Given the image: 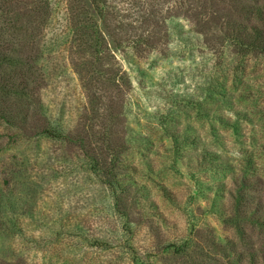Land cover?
<instances>
[{"label": "rangeland", "instance_id": "obj_1", "mask_svg": "<svg viewBox=\"0 0 264 264\" xmlns=\"http://www.w3.org/2000/svg\"><path fill=\"white\" fill-rule=\"evenodd\" d=\"M86 1L92 2L88 6L85 2V5L96 11L95 2ZM157 1L160 0H107L104 11H109L107 22L114 24L116 33L121 35L123 41L130 42L135 38L134 31L141 23V16L159 9ZM166 1L161 10L162 14L167 15L166 22L171 25L178 22L183 26L181 33L199 37L202 46L191 57L188 50L182 52L185 54L183 57L171 56L167 50L168 55L158 59L155 57L156 63L152 67L148 63H141L143 82L138 83L134 74H130L132 100L137 104L131 105L128 116H120L115 123L106 105L83 104L82 81L77 80L80 86L76 87L68 81L65 73L51 72L52 61L59 64L65 59L64 13L55 14L52 24L47 19L40 32L36 31L33 54L36 55L39 47L43 46L44 55L30 72L38 77V93L46 104L47 112L54 116L62 107L64 111L60 110L59 123L65 125L69 121L75 132L90 134L86 141H90L95 147L94 151L106 161L113 150L128 145L127 120L130 123L138 121L132 127L149 136L153 143L148 153L150 164H140L141 159L134 158L139 165V172L135 175L137 188H143L145 194L141 195L146 199H142L138 190L133 192V197L125 195V201H132L122 205L118 212L99 176L89 172L84 162L73 174L68 173L65 157H59L65 153V144L44 138L46 136L41 132L40 122L27 126L20 134L13 118L8 120L14 123V126H10L1 115L3 113L9 117L10 114L4 112L10 111L11 105H2L0 189L6 190L4 196L23 202L14 214L21 232L4 228L1 221H6L9 215L0 213V264H132L124 242L128 235L122 229L126 215L130 227H133L130 242L150 264H230L234 259L231 260L228 255L232 253L234 256L237 250H231L229 244L244 249L246 244L247 247L259 246V230L252 221L253 214L248 211L257 204V198L253 197L239 214L234 215L237 213L233 207L237 172L212 174L196 171L194 179L181 160L174 168L170 163L171 142L160 131L157 122L160 116H165L173 128H187L185 133L194 135L199 146L216 151L231 163L238 159L237 153L241 149H254L259 157L264 145V101L258 91L264 90V68L256 73L250 69L247 77L238 76L236 81L230 74L224 80L219 70L210 69L223 47L225 34L221 29L227 20L224 11L233 8L231 0H189L190 6L185 4V0L184 6L178 0ZM147 2L155 4L153 10ZM77 3L81 4L80 0ZM256 5L262 7L261 13L264 15V0H258ZM251 19L256 21L254 17ZM262 19L259 21L264 27L263 16ZM105 27L103 33L113 43V30L107 25ZM227 33L230 36L234 32L230 28ZM53 35L62 36L55 45H51ZM119 64L123 66L120 60ZM11 73L10 78H18L17 75L14 77L16 71ZM215 80L218 83L226 82L224 97L219 94L220 90L216 94L207 90V83ZM192 94L196 106L180 104L182 97ZM3 106H6L5 111ZM96 110L98 114L95 117ZM213 113L223 117V122L214 119ZM89 114L94 115L91 116L95 118L94 121ZM34 118L39 120V117ZM88 141L86 147L90 148L92 146H88ZM74 149L83 158L80 148ZM69 153L74 155L73 150ZM76 158L69 157L71 160ZM9 161H18L17 166L5 165ZM259 161L264 169V164ZM7 168H12V171ZM7 171L12 173L8 188L4 186ZM160 184L176 198L175 204L162 197ZM253 187L252 195L261 194L258 190L261 186ZM188 202L192 203L188 205L189 216L183 210ZM24 203L28 211H25L27 206L22 208ZM216 206L227 212L215 213L214 209H218ZM193 213L199 218L194 220L191 217ZM90 236L108 241V245L106 248L93 246L89 243ZM185 237H189V246L180 253L176 252L174 244ZM242 237L246 238V244L241 242ZM250 263V258H245L236 264Z\"/></svg>", "mask_w": 264, "mask_h": 264}, {"label": "trees", "instance_id": "obj_2", "mask_svg": "<svg viewBox=\"0 0 264 264\" xmlns=\"http://www.w3.org/2000/svg\"><path fill=\"white\" fill-rule=\"evenodd\" d=\"M185 1H187L185 4L190 6V1ZM247 1L231 0L233 8L224 11L227 19L221 29L222 34H225L224 43L217 55L215 65L210 68L216 69V71L219 70L224 80L229 77L228 74L232 76L233 81H236L238 76L244 75V77H247L250 69L256 73L264 68V27L261 26L262 23L259 21L263 20L262 16L264 17L261 13L262 7L256 5L258 0ZM80 2L81 4L77 3V0H65L64 4L63 0H0V75L4 73L2 78L0 77V107L11 105L10 111H5L6 106H3L4 113L10 114V116H5L3 113L1 115L4 122L9 123L10 126H14V123H10L8 120L13 118L20 134L27 126L40 122L41 132L46 136L44 138H50L62 143V145L65 144V153H62L59 157H65V161L69 166L68 173L73 174L76 168L83 166L84 162L89 172L99 176L106 193L112 196L115 210L119 212L122 205L132 201L130 199L125 201V195L133 197V192L137 190L140 191L139 195L145 194L143 188H137L135 175L139 172V165L135 163L134 158L138 157L139 161L141 159L140 164L144 162L150 164L148 153L153 143L149 136L132 127L137 125L138 121L130 123L127 120L125 127L128 132V145L120 150H113V153L106 157L107 161L98 156L94 151L95 147L88 140V146L92 147L87 148L86 139L91 136L90 134L78 130L75 132L69 121H65V125L59 123L58 119L62 114L60 110L64 111L61 106H58L61 108L54 116L47 112L45 108L46 104L38 93L40 91V84L36 83L38 77L30 72L34 68V64L41 60L44 49L43 46L39 47L38 53L33 54L35 44L33 37L36 31L40 32V27H43L44 21L48 19L49 23L52 24L54 20L52 17L55 14L64 13L65 59L59 64L52 61L51 72L61 71L65 73L68 81L76 87L80 86L76 81H82L84 89V91H81L83 104L86 106L89 104L93 106L106 105L113 123L119 120L122 115L128 116L131 105L137 104L135 100H132L131 90L133 85L130 74H134L139 80L138 83L143 82L144 73L141 72V63H148L147 65L152 67L156 63L155 57L158 59L163 55H168L167 50L171 56L179 57L185 56L182 52L188 50V55L191 57L195 50L202 46L199 43L201 39L197 36H190L184 30L185 33H181L183 26L178 22L175 25L166 22L167 15L162 14L161 11L163 9L162 4H165L166 0L157 1L159 9H155L154 12L151 11L148 15L144 13L141 16L142 19L139 20L141 23L134 31L135 35L133 36L135 38L130 42L128 40L123 41L121 35L116 33L114 24L107 22L106 15L109 14V11L104 12L107 0H93L96 11L93 7H87L92 2L86 0H80ZM85 2H87V6ZM178 2L184 6L183 0H178ZM225 3L227 2L223 4ZM147 5L151 10L154 9V3L147 2ZM235 5H238V8H234ZM187 12V10L184 11L185 14ZM167 14H169V11ZM155 15H159V17ZM250 16L254 17L256 21L253 22ZM104 24L113 30L112 47L103 33V27L106 28ZM230 28L234 33L229 36L227 32ZM219 29L220 27H218ZM19 37L22 39H19ZM60 38H62L61 35H53L51 45L61 41ZM153 52H156V54H153ZM148 59H150V62H148ZM119 60L122 61L123 66L119 64ZM11 71H16L14 77L17 75L18 78H10ZM207 84L208 91H213L216 94L220 90L219 94L224 97V91L227 87L226 82L218 83L215 80ZM260 86L262 85L260 84ZM257 90L260 89L257 88ZM258 93L264 101V90L258 91ZM120 99L123 101L122 103ZM195 102L193 94L180 99L182 105L196 106ZM66 109L67 107H65V116ZM97 114L96 110L95 117ZM91 116L94 115L89 114V117ZM206 116L209 117L210 115ZM212 116L220 122L224 120L223 117L215 113ZM34 117H39V120ZM91 119L92 121L95 120L94 117H91ZM157 123L160 131L171 142L170 163L174 168L181 160L190 169L191 177L194 179L196 178V171L211 172L212 174L237 172L236 186L233 190V196L236 199L233 207L236 208L237 213L235 212L234 215L239 214L241 208L249 204L253 197L257 198V204L249 208L248 211L253 214L252 221L259 230L260 244L258 247L254 245L247 247L246 238L242 237L243 241L241 242L246 244V248L241 247V249L238 246L229 244L231 250L237 251L234 256L230 253L228 257L231 260L234 259L230 261V264H236L245 258H250V264H264V196H262L264 194V169L260 167L259 161L261 160V163L264 164V145H262L259 157L255 155L254 149H241L237 153L238 159L231 163L226 158H222L216 151L199 146V142L194 135L185 133L188 130L187 128L182 130L173 128L170 120L166 119L165 116H160ZM91 133H93L92 130ZM74 148H80L83 158H80ZM71 150H73L74 155L69 153ZM70 156H76L80 159L71 160L69 159ZM81 159L82 162H79ZM9 162L5 165L16 167L18 161ZM6 170L12 171V168ZM9 171L5 172L6 176H4V186L6 188L12 180V173H9ZM150 173L152 172L150 171ZM253 186H261L258 189L261 194L252 195L250 192L254 188ZM159 189L165 200L167 199L171 204L176 203V198L164 185L160 184ZM6 193V190L0 189V213L9 215L6 221H1V224H4V228L8 230L21 232L20 224L16 223L14 214L23 201L16 202L14 199L4 196ZM142 199H146V197L143 196ZM26 203L22 205V208L27 206ZM190 204L192 203L188 202L183 207L184 214L188 216V205ZM216 207L218 209H214L215 213L227 212L219 206ZM25 211H28V206ZM121 214L125 215V212L121 211ZM191 217L194 220L199 218L194 213L191 214ZM122 225V229L128 235L124 242L131 263L150 264L142 258L134 248V244L130 242L133 227H130L127 215ZM90 238L89 243L93 246L106 248V244L108 245V241H100L94 236H90ZM240 245L244 246V244ZM174 246L176 252L184 251V248L189 246V237L183 238L180 243H175Z\"/></svg>", "mask_w": 264, "mask_h": 264}]
</instances>
